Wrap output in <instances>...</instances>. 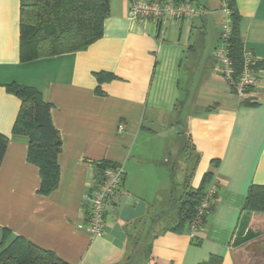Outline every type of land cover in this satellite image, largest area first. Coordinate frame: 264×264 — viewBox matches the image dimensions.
I'll return each mask as SVG.
<instances>
[{
	"label": "crops",
	"instance_id": "0c3cea01",
	"mask_svg": "<svg viewBox=\"0 0 264 264\" xmlns=\"http://www.w3.org/2000/svg\"><path fill=\"white\" fill-rule=\"evenodd\" d=\"M192 1L200 15L157 26L131 20V0H112L103 36L87 50L23 62L20 0H0V134L8 139L0 239L6 229L7 244L21 237L68 264H123L138 236L150 244L149 264H264V233L244 208L251 188L264 186V69L255 87L232 88L214 57L227 0ZM234 4L245 50L263 62L264 0ZM12 83L41 93L62 138L60 181L48 196L27 160L28 138L13 134L21 101L7 91ZM181 135L196 168L179 195L169 150L180 153L171 139ZM106 163L125 178L97 237L85 196ZM207 174L217 195L196 239L188 227L168 230L174 223L158 229Z\"/></svg>",
	"mask_w": 264,
	"mask_h": 264
},
{
	"label": "trees",
	"instance_id": "16d2710c",
	"mask_svg": "<svg viewBox=\"0 0 264 264\" xmlns=\"http://www.w3.org/2000/svg\"><path fill=\"white\" fill-rule=\"evenodd\" d=\"M112 0H20V58L23 62L54 57L87 50L103 36L104 22L111 13ZM232 11V32L228 55L232 61L235 84L244 69V44L240 30V17L234 0H227ZM255 70L264 69V61L256 62ZM102 81V77L99 78ZM7 91L21 101L13 134L28 138L29 163L40 170L39 194L48 196L59 185L58 156L62 151V138L51 118V105L43 100L35 88L12 83ZM236 90V86L232 85ZM181 106V105H180ZM181 109H179V114ZM8 139L0 134V167ZM110 166L103 164L102 169ZM212 177L205 175L196 190H188L179 199L174 225L168 230L181 233L194 219L197 206L203 198ZM246 210L254 213L253 226L264 233V186H253L245 203ZM10 233L3 230L0 239V264H68L54 253L36 247L21 237L7 244ZM136 237L133 247H138V257L150 260V244H140ZM131 257L128 258V260ZM131 261V260H129Z\"/></svg>",
	"mask_w": 264,
	"mask_h": 264
},
{
	"label": "built area",
	"instance_id": "2783aa9c",
	"mask_svg": "<svg viewBox=\"0 0 264 264\" xmlns=\"http://www.w3.org/2000/svg\"><path fill=\"white\" fill-rule=\"evenodd\" d=\"M225 20L214 57L226 80L241 95L246 89L257 84V72L254 69L256 61L250 53L244 50V69L238 82L235 84L232 61L228 55L229 39L232 32V11L227 4L222 9ZM201 10L192 0H131L129 5V18L133 21L152 20L157 26L169 22L190 19L200 15ZM125 170L122 166L110 165L103 169V175L86 194L85 200L89 205L88 231L100 237L106 228L105 213L107 204L123 185ZM217 195V185L214 181L208 186L203 198L200 200L194 219L189 225L190 235L196 239L197 232L202 229L205 217L214 205Z\"/></svg>",
	"mask_w": 264,
	"mask_h": 264
},
{
	"label": "rangeland",
	"instance_id": "374dc122",
	"mask_svg": "<svg viewBox=\"0 0 264 264\" xmlns=\"http://www.w3.org/2000/svg\"><path fill=\"white\" fill-rule=\"evenodd\" d=\"M171 144L173 146L174 144L179 145V147L181 146L180 147L181 151L179 154L173 153V150H169V152L172 154L171 164L176 163L175 171H176L177 182L179 184L182 183L181 190H180V186H178V189H177V191L180 190L179 195H181V192L183 193V190L185 189L187 185L185 184V179L188 178L189 184H190V180L194 174V170L196 168V156L191 150V148L186 147L184 143V137L182 135L172 138ZM176 215H177V211L172 209L169 212V218L166 219L164 223H158L159 225L157 228L162 229L163 227L172 225L174 223ZM138 251L139 250H132L131 254L129 253V256H128V258L131 257V259H129L131 261L126 259L123 264H149L146 258H140L139 261L137 260L136 263H133L134 260H136V258L138 257Z\"/></svg>",
	"mask_w": 264,
	"mask_h": 264
}]
</instances>
